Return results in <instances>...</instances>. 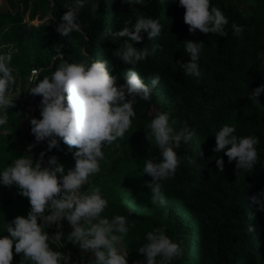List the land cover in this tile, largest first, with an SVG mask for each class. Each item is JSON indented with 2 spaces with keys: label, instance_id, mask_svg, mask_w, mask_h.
I'll use <instances>...</instances> for the list:
<instances>
[{
  "label": "trees",
  "instance_id": "1",
  "mask_svg": "<svg viewBox=\"0 0 264 264\" xmlns=\"http://www.w3.org/2000/svg\"><path fill=\"white\" fill-rule=\"evenodd\" d=\"M91 2L87 0L79 13L82 33L63 37L56 25L72 0H6L8 7L0 10V48L11 46L9 66L16 80L22 82L32 68L38 71V79H43L61 63L90 65L99 60L106 62L110 74L118 76L119 85L132 66L114 56L125 38L113 43L105 38L106 31L131 27L140 16L156 19L162 26L160 36L149 40L142 32V42H133L137 48L159 46L134 70L150 87L155 74L160 80L149 100L137 98L133 105L135 116L121 139L130 143V152L118 156L108 170L101 168V160L96 177L106 189L103 199L107 207L101 216H125L129 231L123 239L138 245L128 253L127 264H146L139 248L146 243V234L157 227L182 248V255L170 264H264V211H257L250 200L256 195L264 201V92L258 98L260 106L248 99L254 88L264 84V0H210V5L220 9L229 21L227 36L190 33L179 0H145L144 5L134 6L122 0H99L96 12L91 11ZM246 2L244 9L239 7ZM49 17L54 19L45 25ZM35 19L37 24L32 23ZM232 23L243 26L242 38L233 35ZM187 40L204 43L198 61L200 78L184 75L175 63L189 59L183 50ZM28 98L27 103L33 102L30 120L40 119L41 97L28 93ZM26 111L22 106L14 115L9 112L7 134L0 131V145H4L6 155L10 154L6 148L22 139L16 125ZM157 113H167L170 124L175 120L172 126L176 131L186 122L195 129V135L190 147L176 149L180 167L173 178L161 182V196L152 204L146 183L151 177L143 173V167L147 160L161 159L154 139H146V133L151 135L147 126ZM225 124L235 127L238 137L259 138L258 163L251 172H239L236 162L229 163L223 151L213 152L214 135ZM107 147H103V153ZM217 157L224 161L223 172L218 171ZM2 162L6 161L0 159ZM2 189L0 194L4 193ZM14 190L6 191L7 198L0 199V206L15 209L7 217L0 207L2 226L30 211L29 201ZM249 225L254 233H248ZM52 228L45 229L49 236L54 234ZM61 243L63 247L57 248L49 241V246L67 254L64 234ZM15 258L14 264H21Z\"/></svg>",
  "mask_w": 264,
  "mask_h": 264
},
{
  "label": "clouds",
  "instance_id": "2",
  "mask_svg": "<svg viewBox=\"0 0 264 264\" xmlns=\"http://www.w3.org/2000/svg\"><path fill=\"white\" fill-rule=\"evenodd\" d=\"M86 2L72 0L61 22L56 25L58 34L68 37L73 32L82 33L78 18ZM122 3L144 5L145 0H122ZM179 6L185 9L183 22L190 33L199 31L203 34L228 35L225 30L228 19L220 9L210 5V0H179ZM98 9L99 0H92L91 11ZM49 19L54 18H46L45 25ZM231 28L235 37L242 38L243 26L232 23ZM161 31L158 20L143 16L137 17L131 27L106 31L105 38L113 43L125 38L114 55L132 66L125 72L122 84L117 85L118 76L110 74L106 62L99 60L90 65L64 62L50 76L38 79V74H34L30 79L31 86L27 91L30 95L41 97V118L33 117L30 120V131L36 143L46 141L47 149L51 151L53 148L59 150L62 141L70 150L75 149V164L65 174L58 158L51 156L47 166L42 167L45 155L42 151L35 163L31 156L22 155L0 172V184L9 187L15 185L30 203L27 216L18 215L5 225L8 235L0 236V264H11L13 246L15 254L22 256L21 264H68L69 255L54 251L49 246L51 241L57 248L63 247V233L59 229L64 219L72 227L68 235L70 241L81 250L92 253L94 264H127V251L118 247L129 231L126 217H102L107 201L101 197L100 189L93 188L90 194L82 193L81 189L91 175L99 173V162L104 159L103 147L113 144L118 138L123 139L131 127V118L135 116L133 105L137 98L149 100L152 88L159 83V74L151 78L150 87L134 70L138 62L155 54L159 46H153L150 50L148 47H134L133 42H142V32L152 40L160 36ZM8 47V52L0 54V126L8 123V109L15 107L13 97L9 95L16 77L13 75L14 69L9 66L12 49ZM203 47L202 41H186L183 50L189 59L175 62L184 75L201 77L198 61ZM262 92L264 84L254 88L248 99L260 106L258 98ZM176 123L175 120L169 123L167 113H157L147 126L151 135L146 133V139L149 142L154 139L161 158L158 162L147 160L143 167V173L151 177L146 183L151 191L152 204H156L161 196V182L173 178L180 167L176 149L182 145L190 147L189 142L195 135V129H190L186 122L178 131L174 130L172 125ZM235 131L233 126H222L214 135L212 150L215 153L223 151L229 163L236 162L235 167L239 172H251L258 163L257 145L260 140L255 135L238 137L234 135ZM33 147L32 144L28 145V151ZM203 155L199 151V156ZM215 162L218 171L223 172V159L217 157ZM250 200L257 205V211H264V201L256 195ZM52 225H56L58 230L49 236L45 229ZM247 231L254 233L251 225ZM139 252L144 255L146 264H170L182 255V248L165 234L164 229L157 227L146 234V243L139 248Z\"/></svg>",
  "mask_w": 264,
  "mask_h": 264
},
{
  "label": "rangeland",
  "instance_id": "3",
  "mask_svg": "<svg viewBox=\"0 0 264 264\" xmlns=\"http://www.w3.org/2000/svg\"><path fill=\"white\" fill-rule=\"evenodd\" d=\"M248 2H246L245 4H240L239 7L244 9L247 6ZM0 6H1L0 9L7 6L6 0H1ZM32 23L37 24V20L36 19L33 20ZM8 51H9V47L0 48V54H4ZM32 70L33 68L27 74L24 82L20 80H16L15 85H12L9 89V95L13 97L15 107L8 109V115H9V112H11L14 115L15 111L22 106H24L27 111L16 125V129H17L16 132L20 134V136L22 135L21 141L20 140H17V142L13 141L14 145H11L9 146V148H6L8 149V152L10 153L7 155L4 153L5 152L4 145L3 147L0 145V151L3 152V154L0 152V159H2V161L3 160L6 161V162L0 163V172H2L4 168L9 166L14 159L22 155L31 156L33 162L35 163L36 160L40 158V153L43 151L45 155L42 158L41 163H43L44 166H47L48 158L51 156H56L58 158L59 163H61L64 166L65 174H66L68 169H71L74 167L75 160H74L73 153L75 149L70 150L66 145L62 143V141H60L61 144H60L59 150L56 148H53L51 151H49L47 149V142L43 141L41 144L36 143L34 135L28 129L30 116L32 114V108L30 106L31 103L26 102L27 100L29 101V98H28L29 92L27 90L31 86L30 79L33 77L34 74H36V73H32L31 72ZM8 123H9V119H8ZM8 123L4 126H0L1 132H3L2 130H4L6 131V134H7ZM30 144L34 145V147L31 149V151H28V145ZM107 146L109 147H107L106 152H104V159L102 160L103 163L101 165V168L106 169V170L110 168L112 162L118 156L125 154V153H129L131 149L130 143H128V141L126 140H121V139L118 141H115L113 144H111V146L110 145H107ZM98 174L99 173H96L89 177L88 183H86L81 189L82 193L90 194L93 188L98 187L100 189V195L103 198V195L105 194L106 189H103L100 182L96 179ZM0 188L1 189L3 188L2 190L4 192L3 194H0V199L7 198L8 195L6 194L7 193L6 191L8 190L15 189L14 191L16 193H19V190L15 185L10 186V187L0 185ZM20 196L24 197L19 193V197ZM24 198H25V201L27 202L28 199L26 197ZM0 207L3 208L4 206H0ZM13 208L14 207H11V206L4 207V210H3L4 215H6L7 217L8 216L11 217L12 214L14 213L13 210H15ZM61 224H62V228L59 230L62 231L66 239V244H65L66 252H67L66 255H69L68 264H94V257L92 253H88V252L81 250L78 245L73 244L70 241V236L68 235L71 233L72 227L67 222V220L66 219L62 220ZM52 226L54 227V229L53 228L52 229L54 230V233H55L57 227L56 225H52ZM50 234H52V230H50ZM5 235H8L6 228L4 225L2 226V224H0V236H5ZM135 246H138V245L134 242H126L123 239L118 247L121 248L122 250H126L127 253H129L135 248ZM13 249H14V246H13ZM56 251H60L63 253V251L60 249H56ZM14 256L19 258L20 260L22 259V256L19 254H15L13 250V257ZM14 262H16V258L12 260L11 264H14ZM61 264H63V262H61Z\"/></svg>",
  "mask_w": 264,
  "mask_h": 264
},
{
  "label": "built area",
  "instance_id": "4",
  "mask_svg": "<svg viewBox=\"0 0 264 264\" xmlns=\"http://www.w3.org/2000/svg\"><path fill=\"white\" fill-rule=\"evenodd\" d=\"M0 3H1V0H0ZM32 73H38V71L36 70V69H33L32 71H31ZM33 75V74H32Z\"/></svg>",
  "mask_w": 264,
  "mask_h": 264
},
{
  "label": "water",
  "instance_id": "5",
  "mask_svg": "<svg viewBox=\"0 0 264 264\" xmlns=\"http://www.w3.org/2000/svg\"><path fill=\"white\" fill-rule=\"evenodd\" d=\"M30 106H31V108L33 109V102H31ZM56 231H57V228H56Z\"/></svg>",
  "mask_w": 264,
  "mask_h": 264
},
{
  "label": "crops",
  "instance_id": "6",
  "mask_svg": "<svg viewBox=\"0 0 264 264\" xmlns=\"http://www.w3.org/2000/svg\"><path fill=\"white\" fill-rule=\"evenodd\" d=\"M5 7H8V6H5Z\"/></svg>",
  "mask_w": 264,
  "mask_h": 264
}]
</instances>
